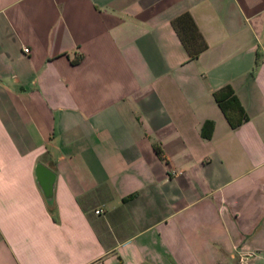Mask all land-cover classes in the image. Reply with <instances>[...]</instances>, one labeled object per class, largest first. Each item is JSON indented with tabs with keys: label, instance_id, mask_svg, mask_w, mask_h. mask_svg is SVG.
I'll list each match as a JSON object with an SVG mask.
<instances>
[{
	"label": "crops",
	"instance_id": "0c3cea01",
	"mask_svg": "<svg viewBox=\"0 0 264 264\" xmlns=\"http://www.w3.org/2000/svg\"><path fill=\"white\" fill-rule=\"evenodd\" d=\"M0 264H264V0H0Z\"/></svg>",
	"mask_w": 264,
	"mask_h": 264
},
{
	"label": "trees",
	"instance_id": "16d2710c",
	"mask_svg": "<svg viewBox=\"0 0 264 264\" xmlns=\"http://www.w3.org/2000/svg\"><path fill=\"white\" fill-rule=\"evenodd\" d=\"M172 26L178 33V37L187 49L188 58H194L205 48V44L200 39L194 23L188 13H182L172 21ZM215 102L221 109L226 120L231 127L237 126L246 119L242 108L232 94V90L225 85L212 93ZM156 152H159L157 148Z\"/></svg>",
	"mask_w": 264,
	"mask_h": 264
},
{
	"label": "built area",
	"instance_id": "2783aa9c",
	"mask_svg": "<svg viewBox=\"0 0 264 264\" xmlns=\"http://www.w3.org/2000/svg\"><path fill=\"white\" fill-rule=\"evenodd\" d=\"M22 51L23 52H25V53H27V51H28V48L27 47H22ZM100 212V210L99 209H97V210H94V213H99Z\"/></svg>",
	"mask_w": 264,
	"mask_h": 264
}]
</instances>
